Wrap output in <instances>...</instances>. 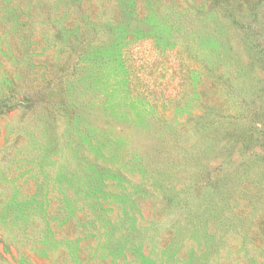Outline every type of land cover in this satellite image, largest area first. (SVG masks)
I'll use <instances>...</instances> for the list:
<instances>
[{"label": "rangeland", "instance_id": "obj_1", "mask_svg": "<svg viewBox=\"0 0 264 264\" xmlns=\"http://www.w3.org/2000/svg\"><path fill=\"white\" fill-rule=\"evenodd\" d=\"M0 264H264V0H0Z\"/></svg>", "mask_w": 264, "mask_h": 264}]
</instances>
